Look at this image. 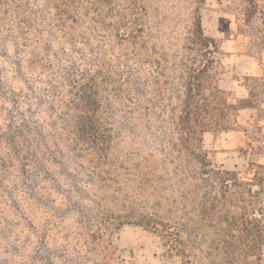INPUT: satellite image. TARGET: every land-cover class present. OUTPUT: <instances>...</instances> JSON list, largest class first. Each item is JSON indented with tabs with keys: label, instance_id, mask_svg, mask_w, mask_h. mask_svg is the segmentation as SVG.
I'll use <instances>...</instances> for the list:
<instances>
[{
	"label": "rangeland",
	"instance_id": "374dc122",
	"mask_svg": "<svg viewBox=\"0 0 264 264\" xmlns=\"http://www.w3.org/2000/svg\"><path fill=\"white\" fill-rule=\"evenodd\" d=\"M229 3L207 0L201 14L205 32L221 43L214 69L220 87L243 97L247 84L264 88V18ZM196 6L195 0H0V264H185L140 225L100 227L99 201L107 198L103 206L117 209L133 193L132 166L91 162L83 142L80 156L69 150L82 91L102 96L99 113L114 130L120 157L151 141L142 135L149 120L135 115L130 87L141 83L140 107L156 130L169 88L202 60L185 45ZM131 21L147 27L123 40L118 28ZM155 49L167 58L161 87L150 60ZM183 93H174L169 112ZM255 115L243 109L238 120L251 126ZM246 140L241 130L204 134L219 163L241 170L264 163V153L245 150ZM194 264L209 260L200 256Z\"/></svg>",
	"mask_w": 264,
	"mask_h": 264
},
{
	"label": "trees",
	"instance_id": "16d2710c",
	"mask_svg": "<svg viewBox=\"0 0 264 264\" xmlns=\"http://www.w3.org/2000/svg\"><path fill=\"white\" fill-rule=\"evenodd\" d=\"M206 1L195 0L197 6L191 11L190 27L185 33L186 48L200 51L202 60L199 64L193 62L183 81L178 86L173 82L169 88L173 94L165 98L162 124L156 130L150 123V113L142 112L140 107L141 83L136 81L130 87L139 110L135 115L149 120L143 124L142 135L150 136L151 141L146 139L142 149L134 148L129 158L120 157L114 130L103 124L99 113L102 96L82 91L83 108L76 115L72 130L77 141L69 151L80 156L77 147L83 142L88 145L91 162L99 159L132 166L129 180L133 193L126 195L125 203L117 209L103 206L107 198L99 201L96 221L100 227L140 225L161 236L185 264H194L200 256L209 264H262L264 163L251 161L245 170L227 167L217 161L214 149L206 147L204 134L241 130L247 138L245 150L264 153V88L258 83L247 84L248 95L238 97L220 87L214 69L221 64L218 55L223 52L221 43L205 32L201 6ZM236 3L240 4L241 13H256L264 18V0H230L229 4ZM146 24L123 23L118 28L120 37H134ZM159 53L158 49L153 50L150 60L154 59L155 83L161 87L159 76L166 68L167 58ZM260 79L263 77H255L256 82ZM181 90L183 95H176L173 111L169 112L174 93ZM243 109L256 112L251 126L238 120ZM116 202L114 198L113 206Z\"/></svg>",
	"mask_w": 264,
	"mask_h": 264
}]
</instances>
